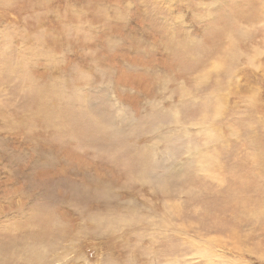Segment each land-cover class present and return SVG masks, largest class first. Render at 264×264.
Returning <instances> with one entry per match:
<instances>
[{
    "label": "rangeland",
    "instance_id": "1",
    "mask_svg": "<svg viewBox=\"0 0 264 264\" xmlns=\"http://www.w3.org/2000/svg\"><path fill=\"white\" fill-rule=\"evenodd\" d=\"M259 3L0 0V264H264Z\"/></svg>",
    "mask_w": 264,
    "mask_h": 264
},
{
    "label": "bare ground",
    "instance_id": "2",
    "mask_svg": "<svg viewBox=\"0 0 264 264\" xmlns=\"http://www.w3.org/2000/svg\"><path fill=\"white\" fill-rule=\"evenodd\" d=\"M260 1H262V0H255V4L256 5H258V3L260 2ZM252 3V2H251ZM237 4V3H236ZM260 4V3H259ZM255 5V6H256ZM243 7V6H242ZM250 6H248L247 8H249ZM257 8H258V6H257ZM258 10H259V8H258ZM243 11V10H242ZM247 11L248 12H251L252 11V8L250 7V9H247ZM253 11H255V15H256V9L255 10H253ZM254 13V12H253ZM258 14V13H257ZM253 17V16H252ZM256 17V16H255ZM234 25V24H233ZM232 31V30H231ZM224 35V34H223Z\"/></svg>",
    "mask_w": 264,
    "mask_h": 264
}]
</instances>
